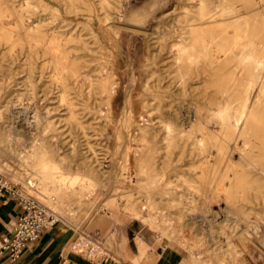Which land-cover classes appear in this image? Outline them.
<instances>
[{"label": "bare ground", "instance_id": "obj_1", "mask_svg": "<svg viewBox=\"0 0 264 264\" xmlns=\"http://www.w3.org/2000/svg\"><path fill=\"white\" fill-rule=\"evenodd\" d=\"M161 1L159 6L164 4ZM110 4L111 0H0V39L10 40L12 45L18 42L20 52L26 53L24 63H31L29 70L43 56L40 67L51 70L50 79L58 81L59 97L67 101L70 113L76 88L81 91L83 84L92 87L95 83H99V90L93 93L99 94L95 96L101 101L100 95L105 93L107 113L113 112L112 100L119 84L113 65L100 73L101 63L75 31L83 24L93 32L94 16L112 24ZM182 6L185 9L177 18L178 30L160 34L175 40L164 39L155 54L146 56L149 60L141 75L139 95L135 102H129L128 111L122 109L120 118L127 115L130 122L118 145L131 149L137 173L161 183L160 199L169 208L177 205L179 223L172 226L165 217L157 220L149 191L144 193L146 217L131 201L125 207L161 231L175 230L178 241L196 255L204 252L202 239L194 240L186 233L196 220L182 217L195 214L211 224L217 222L222 241L229 248L228 261L238 264L242 239L252 224L248 210L257 203L264 207V0H186ZM57 8L75 16L61 18L62 25L69 27L68 36L54 34L59 25L51 33L43 28L41 14ZM153 11L151 0L143 2L128 10L117 25L142 28ZM8 15L13 17L12 26L6 24ZM13 33L17 36L12 38ZM76 47L81 52L74 53ZM90 61L95 63L89 69H78L88 67ZM58 148L45 135L36 136L28 154L21 156L40 167L42 172L36 178L44 190L52 179L63 197L74 189L64 181L65 173L56 170L58 164H49L52 157L47 152ZM94 161L91 159L89 165ZM167 250L170 256L172 251ZM221 256L220 263L228 264Z\"/></svg>", "mask_w": 264, "mask_h": 264}, {"label": "rangeland", "instance_id": "obj_2", "mask_svg": "<svg viewBox=\"0 0 264 264\" xmlns=\"http://www.w3.org/2000/svg\"><path fill=\"white\" fill-rule=\"evenodd\" d=\"M148 1L111 0L108 12L110 16H114L112 24L94 16L93 32H90L83 24H79L75 29L80 38L86 41L92 56L101 63L102 72L100 73H105V69L113 65V70L117 74L119 84L112 100V114L107 113L105 93L100 95L103 101L99 99V94L93 93L99 90L97 89L99 83H95L92 87L83 84L81 91L80 87L76 88V94L72 99L74 101L72 113L67 111V101L59 97L61 92L58 93L60 91L58 81L54 78L50 79L49 67L43 69L40 67L43 56H39L33 64L34 67L29 70L31 63H24L26 53L20 52L18 42L12 45L10 40L0 39V173L9 184L16 186L24 195H31L47 205L57 218L65 219L75 228L78 226L79 231L76 229L78 249L91 246L97 252V256H102L107 249L101 244L106 242L108 246L114 244L122 250L126 241L120 235V231H125L126 225H129L138 231L135 236L143 234L146 237L145 248L151 257H155L158 251L164 250L168 241L180 257L188 258V264H208L207 257L211 254V260L213 258L215 260L209 262L221 264L218 256L222 255L221 257L228 261L230 252L222 241L223 235L217 229V222L211 224L196 217L195 214L182 217L181 220L192 217L194 221L196 220L192 228L186 229V233L194 240L202 239L204 252L199 256L178 241L175 230L161 231L145 218L137 216L134 210L125 207L126 202L131 201L135 209H140L142 215L146 217L147 198L144 193L149 191L153 197L157 220L165 217L172 226L179 223V216L176 213L177 205L169 208L160 199L161 183L151 182L137 173L138 169L131 149L118 146L123 142L130 122L127 115L122 116L123 121H121L122 109L126 107L128 111L129 102H135L139 95L141 75H143L145 63L149 60L146 56L149 52L155 54L160 42L164 39L169 42L175 40L168 36L161 38L160 34L178 30L177 18L183 13L185 8L182 4L186 0H162L161 2L164 3L162 6H159V0H151L154 11L144 27L130 28L117 25L121 24L120 19L127 14L128 10ZM50 11L45 10L44 15L41 14L44 18L43 28L51 33L52 28L59 25L54 34L68 36L69 27L62 25L61 18H75V16L66 12L64 8H57L49 13ZM11 16L8 15L7 20H9L6 23L10 26L13 25ZM77 18L85 20L80 16ZM16 36L13 33L12 38ZM53 42L51 44H55ZM72 42L73 45L78 44L76 41H68L70 44ZM73 52L79 53L81 50L76 47ZM110 60L112 63L109 62ZM76 61L79 63V59ZM94 63L95 61H90L88 67L79 66L78 69H89ZM37 118H39L38 121ZM49 121L50 126L47 128ZM111 123L114 124L111 125ZM42 135L59 145L60 149L47 152L52 157L49 164L56 162L58 164L56 170L65 173L64 181L71 186V189H74V192L63 197L58 195V185L52 179L47 182L49 188L44 190V185L41 184L40 179L36 178L42 172L40 167L21 156V154L27 155L33 139L36 136L41 138ZM127 149L129 152L126 151ZM91 159L95 161L89 165ZM29 180H32V183ZM248 218L252 224L248 226L247 235L242 239V245H240L242 257L238 255L240 258L238 264H263L264 207L261 203L254 204L248 210ZM158 237L161 238L158 239ZM230 263L228 261V264ZM133 264H139L138 259H135Z\"/></svg>", "mask_w": 264, "mask_h": 264}, {"label": "crops", "instance_id": "obj_3", "mask_svg": "<svg viewBox=\"0 0 264 264\" xmlns=\"http://www.w3.org/2000/svg\"><path fill=\"white\" fill-rule=\"evenodd\" d=\"M22 211L21 203L11 192L6 191L0 195V264H133L135 259H138L139 264H188L189 261L188 258L180 257L168 242L164 250L151 257L146 252V237L143 234L135 236L138 231L129 225H126L125 231H120L126 241L122 250L114 244L108 246L104 242L101 245L105 246L107 252L97 256L91 246L86 249L77 248L76 229L79 231V228L63 218H58L53 224L42 228L36 239L28 242L19 256L12 261L1 245L11 235L15 220ZM167 249L172 251L170 256L167 255Z\"/></svg>", "mask_w": 264, "mask_h": 264}, {"label": "built area", "instance_id": "obj_4", "mask_svg": "<svg viewBox=\"0 0 264 264\" xmlns=\"http://www.w3.org/2000/svg\"><path fill=\"white\" fill-rule=\"evenodd\" d=\"M6 191L11 192L23 208L15 220L11 235L1 245L8 252L9 260L13 261L28 242L36 239L42 228L53 224L58 218L47 205L31 195H24L0 173V195Z\"/></svg>", "mask_w": 264, "mask_h": 264}]
</instances>
